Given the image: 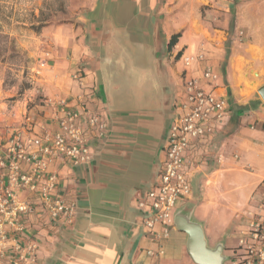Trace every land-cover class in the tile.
<instances>
[{
	"label": "crops",
	"instance_id": "crops-1",
	"mask_svg": "<svg viewBox=\"0 0 264 264\" xmlns=\"http://www.w3.org/2000/svg\"><path fill=\"white\" fill-rule=\"evenodd\" d=\"M62 11L43 27L52 69L45 96L73 102L82 92L77 73L95 87L111 131L95 143L93 161L68 175L75 222L38 227L39 264H203L192 257L186 231L174 225L162 239L147 232L136 208L158 181L176 115L184 84L176 57L202 43L233 114L206 152L187 153L194 192L176 218L202 227L204 264H230L238 216L264 194V0H68ZM257 82V92L243 95ZM39 112L29 113L40 122L50 114L44 105Z\"/></svg>",
	"mask_w": 264,
	"mask_h": 264
},
{
	"label": "built area",
	"instance_id": "built-area-1",
	"mask_svg": "<svg viewBox=\"0 0 264 264\" xmlns=\"http://www.w3.org/2000/svg\"><path fill=\"white\" fill-rule=\"evenodd\" d=\"M209 53L202 43L179 56L184 84L174 105L158 181L136 201L147 232L162 239L175 225L178 206L193 196L187 153L193 148L206 152L232 118L229 97L219 92L220 75L208 64ZM72 78L81 80L82 92L73 102L46 98L50 114L43 122L31 113L19 127L0 121V264H39L38 227L75 222L77 204L71 199L68 175L91 163L95 143L110 134L108 111L95 87L82 83L77 73ZM238 218V244L230 264H264V194L253 196ZM159 225L164 226L161 233L156 231Z\"/></svg>",
	"mask_w": 264,
	"mask_h": 264
},
{
	"label": "rangeland",
	"instance_id": "rangeland-1",
	"mask_svg": "<svg viewBox=\"0 0 264 264\" xmlns=\"http://www.w3.org/2000/svg\"><path fill=\"white\" fill-rule=\"evenodd\" d=\"M67 1L0 0L1 122L21 121L30 111H34L37 116L41 114L40 106L44 105L47 98L44 92L46 75L52 71L49 62L51 49L45 44L43 27L49 19L66 13L62 10ZM244 2L249 3L250 0ZM204 33L207 34V31L203 30ZM176 59L180 60L178 56ZM41 63L46 65L41 66ZM248 84L250 91L243 95L257 92V87L263 82L251 86ZM233 244L236 245L237 241L234 240Z\"/></svg>",
	"mask_w": 264,
	"mask_h": 264
},
{
	"label": "water",
	"instance_id": "water-1",
	"mask_svg": "<svg viewBox=\"0 0 264 264\" xmlns=\"http://www.w3.org/2000/svg\"><path fill=\"white\" fill-rule=\"evenodd\" d=\"M259 95L264 101V85H262L259 90ZM174 224L177 225L180 229L186 231L189 236V250L194 257L195 260H197L200 263H205L202 255L203 252L207 249L206 248V240H204V235H203V229L199 224H193L188 221L184 217H177L175 215L174 218Z\"/></svg>",
	"mask_w": 264,
	"mask_h": 264
},
{
	"label": "trees",
	"instance_id": "trees-1",
	"mask_svg": "<svg viewBox=\"0 0 264 264\" xmlns=\"http://www.w3.org/2000/svg\"><path fill=\"white\" fill-rule=\"evenodd\" d=\"M180 36H181L180 34H175V35H173V37H172L171 40H170V47H171V48L177 44V40H178V38H179ZM180 55H181V52H180L177 56L179 57ZM255 105H256V102L251 103V106H252V107H256ZM249 108H250V106H241V107H239V110L242 111V110H247V109H249Z\"/></svg>",
	"mask_w": 264,
	"mask_h": 264
}]
</instances>
